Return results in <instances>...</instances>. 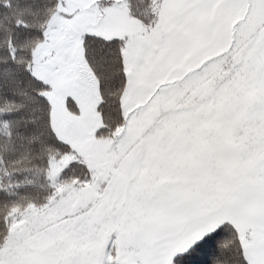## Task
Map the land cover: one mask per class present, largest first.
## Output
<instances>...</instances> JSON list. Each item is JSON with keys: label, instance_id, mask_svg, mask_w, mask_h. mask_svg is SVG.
<instances>
[{"label": "snow or ice", "instance_id": "6c2138e0", "mask_svg": "<svg viewBox=\"0 0 264 264\" xmlns=\"http://www.w3.org/2000/svg\"><path fill=\"white\" fill-rule=\"evenodd\" d=\"M0 264H264V0H0Z\"/></svg>", "mask_w": 264, "mask_h": 264}]
</instances>
